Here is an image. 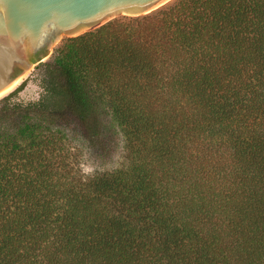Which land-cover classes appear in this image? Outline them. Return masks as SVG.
Wrapping results in <instances>:
<instances>
[{"label":"trees","instance_id":"trees-1","mask_svg":"<svg viewBox=\"0 0 264 264\" xmlns=\"http://www.w3.org/2000/svg\"><path fill=\"white\" fill-rule=\"evenodd\" d=\"M0 264H264V0L117 18L2 98Z\"/></svg>","mask_w":264,"mask_h":264},{"label":"water","instance_id":"water-1","mask_svg":"<svg viewBox=\"0 0 264 264\" xmlns=\"http://www.w3.org/2000/svg\"><path fill=\"white\" fill-rule=\"evenodd\" d=\"M173 1L0 0V100L30 76L38 65L32 59L37 61L58 36L76 38L120 17L146 16Z\"/></svg>","mask_w":264,"mask_h":264},{"label":"rangeland","instance_id":"rangeland-1","mask_svg":"<svg viewBox=\"0 0 264 264\" xmlns=\"http://www.w3.org/2000/svg\"><path fill=\"white\" fill-rule=\"evenodd\" d=\"M66 38L67 37L63 35L58 36L38 60L32 59V62L37 65L41 63V61H48ZM23 96L27 99L37 98V87L32 85L28 86ZM80 154V167L83 173L87 175L104 174L120 168L124 163L123 140L121 134L116 130H112L108 140V146L105 150L94 153L86 149H80Z\"/></svg>","mask_w":264,"mask_h":264}]
</instances>
